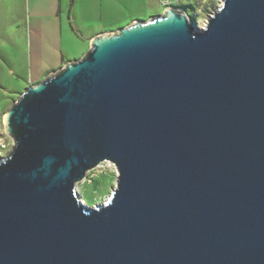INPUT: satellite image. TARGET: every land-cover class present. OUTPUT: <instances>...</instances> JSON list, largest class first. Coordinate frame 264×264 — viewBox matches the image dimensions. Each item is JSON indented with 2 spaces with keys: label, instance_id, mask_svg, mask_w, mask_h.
<instances>
[{
  "label": "water",
  "instance_id": "1",
  "mask_svg": "<svg viewBox=\"0 0 264 264\" xmlns=\"http://www.w3.org/2000/svg\"><path fill=\"white\" fill-rule=\"evenodd\" d=\"M5 122L0 264H264V0L102 34ZM105 161L110 197L82 203Z\"/></svg>",
  "mask_w": 264,
  "mask_h": 264
},
{
  "label": "rangeland",
  "instance_id": "2",
  "mask_svg": "<svg viewBox=\"0 0 264 264\" xmlns=\"http://www.w3.org/2000/svg\"><path fill=\"white\" fill-rule=\"evenodd\" d=\"M93 2L98 3L100 13H91L88 19L95 30L101 31L118 29L133 19L148 20L163 15L169 8L185 12L194 26L202 29L222 0H80L78 8ZM166 2L168 4H165ZM27 6V0H1L0 25L14 28L16 24H24ZM88 19H84L83 23L88 22ZM116 31L118 30L110 33ZM87 39L88 37L83 40L76 36L73 48L67 51L68 56L82 57L91 47V44L88 46ZM18 46L3 40L0 44V157L9 154L14 146V139L6 129V113L30 83L29 77L10 73L8 61L17 60V55L22 56L19 51L21 45ZM117 175V169L111 161H105L88 171L86 177L78 184V191L84 203L92 207L104 203L116 186Z\"/></svg>",
  "mask_w": 264,
  "mask_h": 264
},
{
  "label": "crops",
  "instance_id": "3",
  "mask_svg": "<svg viewBox=\"0 0 264 264\" xmlns=\"http://www.w3.org/2000/svg\"><path fill=\"white\" fill-rule=\"evenodd\" d=\"M79 3L80 0H27L24 24H16L14 28L0 25V44L3 40L16 47L21 45L22 56H14L17 60L8 61L11 74L29 77L28 86L33 85L65 64L81 58L67 54L68 49L73 48L76 36L83 40L88 37L90 46L94 38L122 28L95 30L88 17L91 13H100L98 3H86L80 9ZM84 19L88 22L83 23ZM139 20L143 19H133L125 26Z\"/></svg>",
  "mask_w": 264,
  "mask_h": 264
},
{
  "label": "bare ground",
  "instance_id": "4",
  "mask_svg": "<svg viewBox=\"0 0 264 264\" xmlns=\"http://www.w3.org/2000/svg\"><path fill=\"white\" fill-rule=\"evenodd\" d=\"M81 201H82V203H84V201L82 200V198H81ZM85 204V203H84Z\"/></svg>",
  "mask_w": 264,
  "mask_h": 264
},
{
  "label": "built area",
  "instance_id": "5",
  "mask_svg": "<svg viewBox=\"0 0 264 264\" xmlns=\"http://www.w3.org/2000/svg\"><path fill=\"white\" fill-rule=\"evenodd\" d=\"M165 4H168V2H166Z\"/></svg>",
  "mask_w": 264,
  "mask_h": 264
}]
</instances>
